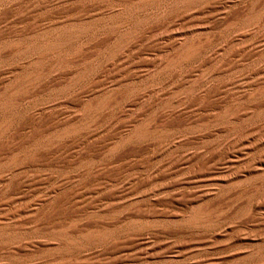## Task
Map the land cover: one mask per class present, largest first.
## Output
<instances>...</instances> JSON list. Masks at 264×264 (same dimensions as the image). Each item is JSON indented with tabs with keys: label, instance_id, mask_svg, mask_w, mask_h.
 Returning a JSON list of instances; mask_svg holds the SVG:
<instances>
[{
	"label": "rangeland",
	"instance_id": "1",
	"mask_svg": "<svg viewBox=\"0 0 264 264\" xmlns=\"http://www.w3.org/2000/svg\"><path fill=\"white\" fill-rule=\"evenodd\" d=\"M140 1L0 0V264H264V0Z\"/></svg>",
	"mask_w": 264,
	"mask_h": 264
},
{
	"label": "bare ground",
	"instance_id": "2",
	"mask_svg": "<svg viewBox=\"0 0 264 264\" xmlns=\"http://www.w3.org/2000/svg\"><path fill=\"white\" fill-rule=\"evenodd\" d=\"M165 1H168V0H141L140 1V4L139 5H141L142 7L143 6H146L147 7V5H150L151 3H156V2H165ZM192 1H197V0H184V3L186 2H192ZM200 1H203V0H200ZM229 1V0H228ZM233 1V0H232ZM234 2V1H233ZM192 3H194V2H192ZM191 4V3H190ZM154 5V4H153ZM185 6H186V4H185ZM218 6V5H217ZM230 6V5H229ZM215 7V6H214ZM145 9V8H144ZM182 11V10H181ZM137 12V11H136ZM210 12V11H209ZM212 16V15H211ZM116 20V19H115ZM53 33H54V31H53ZM56 33V32H55ZM58 33V32H57ZM64 33V32H63ZM50 35H53L52 33H50ZM49 35V36H50ZM54 35H58V34H54ZM48 36V35H47ZM46 36V37H47ZM60 36H61V34H60ZM60 36L58 37L57 36V38H60ZM49 38V37H48ZM47 38V39H48ZM50 38H51V36H50ZM50 40V39H49ZM53 40H55V39H53ZM59 40V39H58ZM121 40V39H120ZM57 41V40H56ZM56 41H54L53 43H51V44H49V45H47V46H45L48 50L49 49H51V48H54V50H55V47H59V44L58 43H56ZM62 41V40H61ZM50 42H52V41H50ZM193 44V43H192ZM45 47L43 48V49H45ZM193 48V47H192ZM191 47L189 48V49H185V50H183L180 54H179V56H178V61L177 62H175V63H171V64H169L168 66H167V68H166V70H174L176 67H177V65H181L182 63H185L186 61H188V60H190V59H193V58H195L198 54H199V52L198 51H195V50H193ZM30 49V48H29ZM47 49H45V50H47ZM23 50V49H22ZM21 50V51H22ZM26 50V49H25ZM24 50V51H25ZM45 50H44V54H45ZM47 50V52H49ZM20 51V52H21ZM51 52H52V50H51ZM55 52V51H54ZM53 53V52H52ZM215 53V52H214ZM19 54H21V53H19ZM48 54H50V52L48 53ZM240 54V53H239ZM52 55V54H51ZM43 56V55H42ZM46 56V55H45ZM46 57H48V56H46ZM49 57H50V55H49ZM261 67V66H260ZM159 72V71H158ZM161 73V72H160ZM175 73V72H174ZM264 78V77H263ZM254 82V81H253ZM262 83V82H261ZM243 84V83H242ZM259 95V94H258ZM172 111V110H171ZM228 111V110H227ZM173 112V111H172ZM227 113V112H226ZM221 117V116H220ZM224 118H225V116H224ZM254 118V117H253ZM264 123V122H263ZM165 126V125H164ZM1 129V128H0ZM251 131V130H250ZM249 135V134H248ZM252 135V134H251ZM248 137V136H247ZM246 137V138H247ZM134 138V137H133ZM140 138V137H139ZM252 138V137H251ZM259 140V139H258ZM246 141V140H245ZM247 142H249L248 140H247ZM237 145H239V144H236L235 145V147L237 146ZM248 147V146H247ZM252 147V146H251ZM246 149V148H245ZM244 149V150H245ZM249 149V148H248ZM251 149V148H250ZM244 150L242 149V150H240L239 151V153L241 152L242 153V151L244 152ZM247 150V149H246ZM251 151V150H250ZM235 154H237V152H231L230 151V149L229 150H227L226 152H224V154H220V153H218L217 155H216V158H217V160L216 161H218V165H220L222 168H220V171L222 170V171H228L230 168H231V165H233V164H235V163H233L234 161L233 160H231V157H233V155H235ZM253 155V154H252ZM261 155V154H260ZM211 156V155H210ZM247 156H249V155H247ZM259 156V155H258ZM244 157H245V155H244ZM244 157H242V158H244ZM253 157V156H252ZM211 158V157H210ZM241 158V157H240ZM246 158V157H245ZM258 158V157H257ZM259 158H260V156H259ZM235 160V159H234ZM237 161V160H236ZM235 161V162H236ZM251 161V160H250ZM259 161V160H258ZM257 161V162H258ZM262 161V160H261ZM255 163V162H254ZM246 164V163H245ZM257 164V163H256ZM202 165V164H201ZM254 165V164H253ZM204 166V165H203ZM206 166V165H205ZM242 166V165H241ZM255 166V165H254ZM253 166V167H254ZM249 167V166H248ZM256 167V166H255ZM245 168V167H244ZM251 168V167H250ZM264 168V167H263ZM219 171V170H218ZM221 171V172H222ZM247 171H248V169H247ZM253 172H263L264 173V170L263 169H261V166H260V168L258 167V168H255L254 169V171H248V172H243V173H246V175H252V174H254ZM228 173V172H227ZM236 174V173H235ZM238 174V173H237ZM236 174V175H237ZM241 174V173H240ZM239 174V175H240ZM233 175V174H232ZM236 177V176H235ZM259 178H264V174L263 175H261V176H259ZM250 179V178H249ZM196 181H197V179H196ZM262 181V180H261ZM255 182V181H254ZM259 182V181H258ZM175 183V182H174ZM180 183H182V182H180ZM195 182H188L187 184L188 185H193ZM246 183V182H245ZM254 184V183H253ZM169 185V184H168ZM167 185V186H168ZM165 186V185H164ZM261 186V185H260ZM264 190V189H263ZM190 191V190H189ZM199 191V190H198ZM206 193V192H205ZM205 193H203L204 195H205ZM209 194V193H208ZM206 196V195H205ZM198 216V215H197ZM196 216V217H197ZM196 217H195V219H192V220H190L189 221V219H188V221H182V222H180L182 225H185V226H197V225H199V224H201V226H202V224H203V222L202 221H199V219L197 218L196 219ZM200 218V217H199ZM206 222V221H205ZM205 226V225H204ZM210 227V226H209ZM82 238H81V240H78V241H75V242H70V243H68L67 244V248H62V247H59V245H58V248H56L55 250H52V257H54V260H56V261H59V262H57V263H54V264H64V261L65 260H67L68 262H69V260L71 259V257L68 259L67 258V256H71L74 252H72L70 249L71 248H74L75 250L76 249H78V250H82V249H86V244H89V245H101V244H103V243H105V242H107L109 239H111V236L109 235V234H106V233H102V234H97V235H95V236H92V235H85V236H81ZM1 239H2V234H1V232H0V243L1 244H5V246L6 247H8V246H10V245H12V244H15V243H18L17 242V240H14V241H6V242H1ZM144 243V242H143ZM191 243V242H190ZM196 243V242H195ZM198 243V242H197ZM204 243V242H203ZM13 246V245H12ZM16 246V245H15ZM15 246H13V247H15ZM156 246V245H155ZM155 246H153V247H155ZM22 247V246H21ZM152 247V248H153ZM200 247V246H199ZM19 248H20V246H19ZM147 249V248H146ZM197 249V248H196ZM201 249V248H200ZM150 251V250H149ZM190 251V250H189ZM101 252V251H100ZM145 252H146V250H145ZM178 256V255H177ZM67 258V259H66ZM64 260V261H63ZM73 260V259H72ZM67 262V263H68ZM66 263V262H65ZM66 263V264H67Z\"/></svg>",
	"mask_w": 264,
	"mask_h": 264
}]
</instances>
